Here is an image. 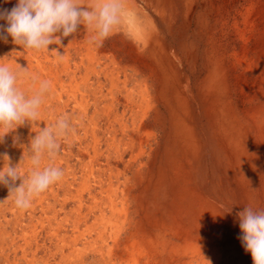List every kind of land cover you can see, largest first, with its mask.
<instances>
[{
  "label": "bare ground",
  "instance_id": "1",
  "mask_svg": "<svg viewBox=\"0 0 264 264\" xmlns=\"http://www.w3.org/2000/svg\"><path fill=\"white\" fill-rule=\"evenodd\" d=\"M122 2L121 22L114 28L113 33L103 41L102 46H97L92 42L95 31L83 24L78 26L76 33L62 37L61 45H49V51L24 49L23 46L14 44L12 37L8 36L7 43L0 40V64L8 65L13 71L20 74L17 85L25 92L26 96L30 97L34 94L39 88L41 80L52 82V87L45 95L44 103L39 110L40 115L36 121L47 123L50 117L53 118L55 115L57 110L54 109L55 106L59 107V110L61 105L65 107L70 104L74 105L78 119L82 120L87 114L89 97L95 106L105 102L107 105L101 119L104 131L95 132L96 130H93V134H91L94 135L93 154H91L96 158L106 152L109 160L116 156L121 164L125 148L123 149L122 145L115 141V138L118 135H125L124 133L128 129L134 133L144 129L146 115L144 117L143 114H148L155 108L148 103V98H146L148 96L145 95V92L150 87L158 88L157 92L162 91L163 95L157 93V96L167 108L170 129L163 131L160 136L163 139L162 144L158 148V152L153 155L156 166L155 185L160 192V197L151 211L155 212L153 225L155 224L159 230L175 237L178 241L173 246L170 245V250L175 255L173 257L175 261L172 263L253 264L251 254L244 250L239 239L242 233L237 213L243 211L246 206L252 207L254 210H264V162H262L264 153L261 151V149L264 150V136L254 137L249 126L243 124L240 117L235 114L231 100L234 94L231 93L229 86V76L232 74L233 78L237 79V71L242 72L240 76L244 75L245 77H248L251 71L260 73L264 69V62L258 60L256 65L251 62L230 64L224 62L216 54L215 47H212L211 50L214 52L213 72L209 81L207 80L202 86L201 91L202 99L207 104L203 113L192 115L190 110L191 92L188 89V79L183 75V69L190 64V37H200L207 31L208 21L203 0H122ZM16 3L17 0H0V8L10 10ZM83 3L90 5L93 0H83ZM5 23V21H0V24ZM56 35L59 36L60 33ZM178 38L184 39V46L181 53L177 54L175 49L170 47L169 41L174 42ZM260 44L264 51V37ZM52 49H57L60 54H64L63 60H58ZM240 50L242 51V49ZM197 65L199 66V64ZM253 65H255V69ZM127 66H131V70H134L135 74H147L148 77L144 78L143 76L140 79L130 80L125 72L128 70ZM21 68H27L28 74H24ZM32 76L36 79H31ZM241 83H243V86L240 87L241 99L235 102L238 106L244 105L246 113L242 118L247 123L246 114L252 116L253 113L251 114L252 106H247L245 103L253 105L254 99L260 98L259 96L264 94V85L255 94L253 84L244 78L243 81L238 80L233 89L237 90ZM129 85L132 88H142L136 98L141 100L140 103L144 101L145 106L144 109L137 110L138 104L135 105L134 111L138 113V116L137 118L130 117L131 126L127 129L123 121L119 123L116 120L119 112L117 113V109L115 110V103L121 102L124 110L136 103L135 97L130 93L118 98ZM242 99H246V101ZM182 114L183 116H181ZM33 123L34 121L26 122L25 125L18 126L14 130L22 133V129ZM83 123L85 122H81V125ZM152 123L155 126L158 124V119L154 117ZM7 131L8 129L0 130V134ZM6 134L3 143H0V157L6 147L13 142L12 138L7 139ZM154 134L146 131L145 138H149L151 135L155 136ZM257 139L263 141L259 150L256 149ZM7 141H11V143ZM148 141L149 139L147 143ZM146 152L145 150L141 151L138 157L152 158V151L150 150L147 155H144ZM260 154L261 160L257 164L256 160ZM157 155H159L158 158ZM151 183H153L152 180L146 185ZM203 186H206L207 189ZM114 200L115 198L113 199L109 195L107 207L111 209ZM102 212V218H107V215L104 216V211ZM145 219L147 221L149 219L147 212ZM104 222L107 225L108 221ZM148 225L152 224L145 223V226L142 225L140 230H137L145 244L152 239ZM135 259L131 261V264H137Z\"/></svg>",
  "mask_w": 264,
  "mask_h": 264
},
{
  "label": "rangeland",
  "instance_id": "2",
  "mask_svg": "<svg viewBox=\"0 0 264 264\" xmlns=\"http://www.w3.org/2000/svg\"><path fill=\"white\" fill-rule=\"evenodd\" d=\"M203 3L208 21L206 26L207 31L200 37H190V64L183 69V75L188 79V89L191 92L190 110L192 115L203 113L207 104L204 99H202L201 91L202 86L207 80L209 81V77L213 72L214 52L211 50L212 47H215L216 54L220 56L224 62L230 64L234 63V65H237L239 62V64H241V62H251V64L256 65L258 60L264 62V51L260 44V41L264 37V0H203ZM177 40L169 42L170 47L172 46L178 54L182 51L184 39L178 38ZM197 64H199V66ZM255 65H253L254 69L256 68ZM127 67L128 70H125V72L128 74L126 75L127 78L130 80L140 79L143 76L144 78L148 77L147 74H135L136 72L131 70V66ZM237 73V79L233 78L232 74L229 76V86L231 93L234 94L231 97L234 112L240 117L243 124L249 126L252 135L260 138L264 136V94L259 96L260 98L256 97L253 105L247 102L245 103L247 106H252L253 109H251L253 117L246 114V123L242 118L243 114L246 113L244 112V105L238 106L236 104L237 100L239 101L241 99L240 87L243 86V83L237 87V90H234L233 87L238 80L243 81L244 78H247L248 82L253 84V88H255L254 93L257 94L260 87L264 85V69L260 73L254 71L249 72L250 77H245L244 75L240 76L242 73L240 71H237ZM143 89L146 90V88ZM157 89L158 88L150 87L146 90L147 93L145 92V95L147 94L148 96L146 97L148 98V103L155 108L154 110H150L148 114H143L144 117L146 115V120L144 122L145 128L140 131H135L136 133L128 128L131 126L130 117L137 118L138 116V113L134 111L137 104L139 107L136 108L137 110L144 109V101L142 104L140 103L141 100L137 99V93L139 90H142V88H132L129 85L127 90L118 96V98H121L125 94L130 93L136 100L135 104L130 105L129 108L125 110L122 108L121 102L115 103V110L117 109L116 112L120 113L117 114L116 120L119 123L123 121L128 129L125 131V135H118L115 138V141L120 143L123 149L125 148V155L122 156L123 159L121 160L123 161L122 164L115 155V158L109 160L106 156V152L96 158L92 156V141L94 135L91 134H93L92 132L94 129L96 130L95 132L98 130L104 131L101 119L103 118V110H105L107 104L103 102L95 106L90 99L91 97L88 98L87 114L82 120L78 119L73 104L65 107L61 105L59 110V107L55 106L54 109H57L55 115L53 118L50 117L47 123H42L43 121H34L32 125L22 129V133L11 130L6 134L7 139L12 138L13 142L7 141L12 145H8L3 151L0 157V168L7 166V157L3 156L9 153L7 154L9 162L12 165H17L22 175H28L32 168L31 160H29L30 153L28 148L30 140L40 129L52 126L61 116L65 115L68 117L71 124V130L68 134L58 138L60 150L56 156L50 158L45 155L41 162V169L48 165L57 166L63 169L64 175L60 181L52 184L45 192L36 195L31 202V207L26 210L17 208L14 203V197L9 195L8 188L4 185H0V213L2 214H0V264H131V261L136 257L138 258L135 259L137 264H174L172 262L175 261L173 258L175 255L172 254V250L170 249L171 246L178 243V241L175 237L169 236L159 230L155 224L153 225L155 212L151 211L153 205L158 202L160 197V192L155 185L156 166L154 164L155 156L153 157V155L158 152L157 150L162 144L163 139L160 136L163 134V131H168L170 129L167 108L159 96H157V93L163 95V92H157ZM242 100L246 101V99ZM181 116H183V114ZM154 117L158 119V124L155 126H153L154 123H152ZM149 121H151V123H149ZM81 122L85 123L81 125ZM146 131L155 133V136L151 135L152 137L145 138ZM148 139L149 141L147 143ZM255 143L256 149L259 150L263 141L261 142L257 139ZM143 150L147 151L144 155H147L151 150L152 158L145 157L142 159V156L138 157V154ZM261 151L264 153L263 149H261ZM128 152L129 155H127ZM158 156L159 155H157V158ZM134 157H136V159L133 160ZM21 160L23 161L21 162ZM260 160L261 154L259 158L257 157V164L260 163ZM262 162L264 161L262 160ZM116 168L120 169L117 170ZM150 180H152L153 183L146 185ZM16 183L18 185L20 181ZM149 186L152 187L150 188ZM203 187L207 189L206 186ZM109 195H111L113 199L115 198L111 209L107 207ZM90 205L91 207L89 208ZM102 211L105 213L104 216H108L104 218L108 221L107 225L102 218ZM146 212L149 214L148 221L145 219ZM145 223L152 224L148 225L152 239L150 240L151 242L147 240L148 243L146 242V244L142 241L140 233L137 232L142 225L145 226Z\"/></svg>",
  "mask_w": 264,
  "mask_h": 264
},
{
  "label": "clouds",
  "instance_id": "3",
  "mask_svg": "<svg viewBox=\"0 0 264 264\" xmlns=\"http://www.w3.org/2000/svg\"><path fill=\"white\" fill-rule=\"evenodd\" d=\"M122 14V0H93L90 5L83 0H17L10 10L0 8V21L6 22L0 24V40L7 43L11 36L12 42L24 49L49 51V45H61L62 37L76 33L78 26L83 24L95 31L92 42L102 46L120 24ZM52 52L58 60H63L64 54L57 49ZM21 69L28 74L27 68ZM19 75L8 65L0 64V130L8 129L0 134V143L9 131L37 120L45 95L52 87L50 80H41L34 94L26 96L17 85ZM70 130V120L66 116L40 129L28 146L32 165L28 175H22L17 165H12L4 154L8 163L0 168V185L8 188L17 208L28 209L36 195L62 179V168L48 165L41 169V162L45 155L56 156L60 150L58 138L66 136ZM17 181H20L18 185ZM237 216L244 250L251 254L253 264H264V210L246 206Z\"/></svg>",
  "mask_w": 264,
  "mask_h": 264
}]
</instances>
